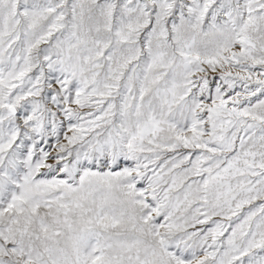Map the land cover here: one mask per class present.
Returning <instances> with one entry per match:
<instances>
[{
    "label": "snow or ice",
    "instance_id": "1",
    "mask_svg": "<svg viewBox=\"0 0 264 264\" xmlns=\"http://www.w3.org/2000/svg\"><path fill=\"white\" fill-rule=\"evenodd\" d=\"M0 264H264V0H0Z\"/></svg>",
    "mask_w": 264,
    "mask_h": 264
}]
</instances>
